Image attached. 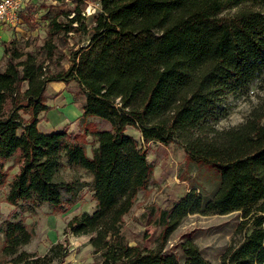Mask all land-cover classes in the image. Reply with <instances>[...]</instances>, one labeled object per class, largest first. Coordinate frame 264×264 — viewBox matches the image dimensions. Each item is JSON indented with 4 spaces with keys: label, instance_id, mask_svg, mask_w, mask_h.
I'll list each match as a JSON object with an SVG mask.
<instances>
[{
    "label": "trees",
    "instance_id": "1",
    "mask_svg": "<svg viewBox=\"0 0 264 264\" xmlns=\"http://www.w3.org/2000/svg\"><path fill=\"white\" fill-rule=\"evenodd\" d=\"M97 2L88 29L78 7L69 9L73 15L67 22L49 19L43 57L4 47L0 187L7 185L6 202L21 212L43 203L63 212L89 185L95 209L73 215L64 233L88 236L100 259L92 264H213L189 239L180 243L186 258L179 262L160 250L130 249L120 232L137 193L150 182L152 165L144 146L176 142L185 164L215 168L219 182L210 198L191 188L160 209L161 239L188 214L240 211V230L248 226L219 264H264V100L236 127L213 124L224 98L244 94L264 78V0ZM79 26L89 33L88 43L71 52L68 68L44 71V63L55 55L54 36ZM69 80L85 97L80 118L109 123L106 129L85 123L83 136L90 132L96 140L90 156L78 135L65 128L43 132L37 126L46 118L39 113L53 108L43 100L46 84ZM128 126L141 134V144L125 132ZM8 159L17 167L10 180ZM65 168L84 171L90 182L63 178ZM0 232L2 262L62 264L69 253L59 241L42 256L24 250L32 232L21 218L4 219Z\"/></svg>",
    "mask_w": 264,
    "mask_h": 264
},
{
    "label": "rangeland",
    "instance_id": "2",
    "mask_svg": "<svg viewBox=\"0 0 264 264\" xmlns=\"http://www.w3.org/2000/svg\"><path fill=\"white\" fill-rule=\"evenodd\" d=\"M74 7L80 9L83 18L81 23H84L85 29H88L99 7L97 0H41L36 4L27 2L23 10L26 15L22 17V21L19 20L14 24L0 22V69H3L6 63L3 55L6 46L15 47L22 53L31 52L43 57L41 45L46 38L49 19L55 16L67 22L73 15L72 12L68 15V11ZM228 13L225 11L223 15ZM86 31L80 27L77 31L55 35L53 38L56 43L55 55L52 60L44 63V71L68 68L71 52L88 43L89 33ZM75 94H79L77 100ZM43 100L53 108L50 109V114L49 111L45 114L39 113V117L44 115L46 118H42L37 125L38 128L43 132L65 128L68 132L79 136L78 141L84 145L86 154L90 156L96 146V140L90 132L83 136L85 123H92L99 129L109 128V123L97 117L84 120L77 118L81 113V104L85 101V97L79 93L76 82L69 80L47 83ZM263 100L264 78H259L244 94L228 95L223 99L218 116L213 122L214 126L218 129L238 126L262 104ZM55 115L61 118H54ZM20 117L29 118L28 114L22 112ZM125 132L134 137L139 144L142 143L141 134L136 129L128 126ZM144 148L146 158L152 165V174L146 190L137 193L132 208L123 217L120 232L128 247L171 253L179 262H183L186 257L180 243L189 239L198 247L205 259L213 264H219L224 251L242 237L244 229L248 226L245 224L240 230V223L244 220L240 211L227 214H188L165 241L161 239L162 226L158 219L160 209L169 208L191 188H194L203 199L210 198L218 186V172L215 168L204 164H185L183 148L176 142L161 144L150 141ZM5 165L9 167L8 180H10L17 167L12 159H8ZM61 175L65 179L78 177L81 181L91 180L82 170L65 168ZM6 193L7 185L0 187V228L6 218H21L32 232V239L23 246L24 250L42 256L50 245L59 241L66 243L69 250L62 264H92L95 260L100 262L93 253L88 236L64 233L66 222L73 215L90 213L95 209V201L92 200L89 185L82 187L76 195V203L63 212L54 210L46 203L38 206L31 204L32 209L21 212L17 206L6 202ZM2 240L3 236L0 232V247ZM0 264L11 263L2 262L0 256Z\"/></svg>",
    "mask_w": 264,
    "mask_h": 264
},
{
    "label": "built area",
    "instance_id": "3",
    "mask_svg": "<svg viewBox=\"0 0 264 264\" xmlns=\"http://www.w3.org/2000/svg\"><path fill=\"white\" fill-rule=\"evenodd\" d=\"M27 2L31 4L34 1L32 0H0V9H2V11H0V22L14 24V23H17V21L19 20L22 21V17L24 18L26 15V12H23V10Z\"/></svg>",
    "mask_w": 264,
    "mask_h": 264
},
{
    "label": "crops",
    "instance_id": "4",
    "mask_svg": "<svg viewBox=\"0 0 264 264\" xmlns=\"http://www.w3.org/2000/svg\"><path fill=\"white\" fill-rule=\"evenodd\" d=\"M32 1H34L33 3H34V4H36L37 2H39V1H41V0H32ZM51 110H52V109H51ZM50 112H51V111L49 110V112H48V113L50 114ZM81 113H82V111H81ZM81 113L79 114V116H78L77 118H79V117H80ZM51 114H52V113H51ZM54 118L60 119V118H61V116H60V118H59V116H56V115H55V116H54Z\"/></svg>",
    "mask_w": 264,
    "mask_h": 264
},
{
    "label": "clouds",
    "instance_id": "5",
    "mask_svg": "<svg viewBox=\"0 0 264 264\" xmlns=\"http://www.w3.org/2000/svg\"><path fill=\"white\" fill-rule=\"evenodd\" d=\"M0 11H2V9H0Z\"/></svg>",
    "mask_w": 264,
    "mask_h": 264
}]
</instances>
